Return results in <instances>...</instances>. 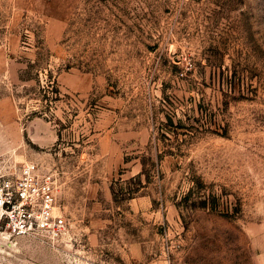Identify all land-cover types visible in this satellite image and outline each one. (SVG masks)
Here are the masks:
<instances>
[{"label": "rangeland", "instance_id": "obj_1", "mask_svg": "<svg viewBox=\"0 0 264 264\" xmlns=\"http://www.w3.org/2000/svg\"><path fill=\"white\" fill-rule=\"evenodd\" d=\"M6 164L68 228L0 264H264V0H0Z\"/></svg>", "mask_w": 264, "mask_h": 264}, {"label": "built area", "instance_id": "obj_2", "mask_svg": "<svg viewBox=\"0 0 264 264\" xmlns=\"http://www.w3.org/2000/svg\"><path fill=\"white\" fill-rule=\"evenodd\" d=\"M0 228L10 239L60 240L68 221L52 178L37 165L0 166Z\"/></svg>", "mask_w": 264, "mask_h": 264}, {"label": "bare ground", "instance_id": "obj_3", "mask_svg": "<svg viewBox=\"0 0 264 264\" xmlns=\"http://www.w3.org/2000/svg\"><path fill=\"white\" fill-rule=\"evenodd\" d=\"M0 236L1 237H6L7 239H9V237L5 234V233H0ZM7 240L6 239H0V243H4V244H8V245H10V243L9 242H6Z\"/></svg>", "mask_w": 264, "mask_h": 264}, {"label": "trees", "instance_id": "obj_4", "mask_svg": "<svg viewBox=\"0 0 264 264\" xmlns=\"http://www.w3.org/2000/svg\"><path fill=\"white\" fill-rule=\"evenodd\" d=\"M41 115H43V114H41Z\"/></svg>", "mask_w": 264, "mask_h": 264}]
</instances>
